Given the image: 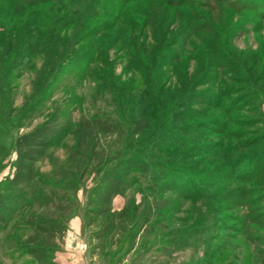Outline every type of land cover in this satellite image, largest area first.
<instances>
[{
    "label": "rangeland",
    "instance_id": "374dc122",
    "mask_svg": "<svg viewBox=\"0 0 264 264\" xmlns=\"http://www.w3.org/2000/svg\"><path fill=\"white\" fill-rule=\"evenodd\" d=\"M135 8L153 12L155 24L137 29L128 21L85 37L81 36L86 30L79 32L75 27L62 31V44L68 51L74 45V53L68 54L60 66L55 67L53 59L37 54L29 66L11 76L16 117L23 120L25 127L14 128L6 140L9 153L0 162V188L5 187L6 179L15 170L17 135L34 125L54 116L74 126L81 116L116 119L118 100L129 104L131 98H137L139 109L141 105L148 112L151 99H142L150 91L151 77L138 70V65L143 69L146 66L137 59L149 58L156 52L166 53L165 60L160 57L155 63L165 97L189 92L194 95L190 89L194 81L202 76L209 81L190 96L189 110L193 113L188 124L193 131L184 134L193 135L194 143L201 142L203 147L209 141L223 147H217L218 156L212 163H207L208 154L202 151L194 150L197 157L176 154L183 163L167 173L166 181L181 179L184 172L179 171L185 170L207 178L203 189L217 192L226 187L232 192L242 191L225 198L217 192L215 200H190L136 172L123 193L113 200L112 210L118 215L127 210L130 215L134 203L141 205L136 213L146 214L139 218V228L117 216L116 226L96 239L91 232L99 225L86 222L92 215L88 210L92 190L105 164L95 163L76 189L66 190L67 209L57 208L50 192L55 183L67 184L59 173L69 166L76 150L77 136L72 130L38 163V178L29 186L26 201L16 205L8 221L0 225V264H33L23 246L33 239L45 238L39 224L51 217L67 225L61 248L71 249L67 237L74 234L88 243L89 264H264V0H193L167 12L173 15L170 21L164 12L166 22L155 0H140L127 9L131 12ZM187 16L192 25L188 30ZM0 22L5 26L10 23L2 17ZM35 26L29 29L33 31ZM52 30L49 33L55 35ZM177 36L178 45H166ZM77 38L79 42H74ZM195 97L205 99L206 105L193 103ZM118 140L125 142L124 137L113 134L105 137L104 143L111 149ZM227 156L245 157L251 162L254 159L255 172L248 177L244 168L239 172L244 177L238 180L225 167ZM222 172L228 175L223 180ZM165 201L168 204L160 207ZM215 208L221 210L213 213ZM145 216L148 220L143 223ZM135 230L140 236L132 241L130 233ZM218 231L222 237L214 240ZM225 243L226 248L220 250ZM48 263L54 264V260Z\"/></svg>",
    "mask_w": 264,
    "mask_h": 264
},
{
    "label": "trees",
    "instance_id": "16d2710c",
    "mask_svg": "<svg viewBox=\"0 0 264 264\" xmlns=\"http://www.w3.org/2000/svg\"><path fill=\"white\" fill-rule=\"evenodd\" d=\"M138 1L140 0H0V19L2 17L10 23L13 21L16 23L11 27L10 23L9 26H5L0 22V162L9 153L6 140L10 132L16 127H25L23 120H18L16 117L15 86L12 85L11 76L19 72L23 66H29L30 60L37 54L53 59L55 67L60 66L68 54L74 53V45L70 46L68 51L66 44H62L64 42L60 36L62 31H70L75 27L79 32L86 30L81 36L85 37L88 33L107 31L128 21L131 22L128 23L132 27L137 29L152 27L156 22H154L153 12L143 8H135L131 12L127 9L128 5ZM155 1L163 10L162 21L166 22L163 19L166 16L164 12H170L175 7H185V4L193 0ZM166 18L167 21H170L173 15L167 13ZM186 22L188 30L192 26L188 22V16ZM28 24L37 26L32 31ZM51 30L55 32V35L49 33ZM79 40L77 38L74 42H79ZM171 41L168 40L166 45H178V36ZM139 42L142 44L140 39ZM53 43L55 44L54 48L52 47ZM183 45L184 43L182 47ZM161 55L155 52L149 58L137 59L140 64L143 62L146 66L143 69L138 65V70L151 77L148 86L151 92H147V97L142 99L143 101L151 99L148 112L145 111L144 106L140 105L139 109L140 102L137 101V98L136 100L131 98L129 104L126 103L127 105L118 100L120 103L117 110L119 115L116 119L81 116L74 126L71 121L58 119L54 116L55 119H47L17 135L14 142L15 170L12 176L6 179L5 187L0 188V225L8 221L15 211L16 205L21 204L23 200L26 201L29 186L38 178V163L46 157L51 148L64 141L72 130L73 134L77 136L76 150L70 157L69 166L61 169L59 173L67 180L66 185H70L55 183L50 192L53 201L58 203L57 208L67 209L64 205L67 200L66 190L76 189L95 163L103 162L105 164V170L92 190L88 209L92 215L86 222L90 226L99 225L98 230L91 232V235L96 239H101L105 233L116 226L119 221L117 216L127 218L128 222L138 226L139 218L146 214L145 211L140 214L136 213L141 206L136 203L133 204L130 215L127 210L122 211L119 215L112 210L113 200L123 193L127 181L136 172L144 173L156 184L161 182V187L165 186L169 190L181 193L183 197L190 200H215L214 196L217 192H219L220 198H225L242 191L236 189L232 192L231 188L226 189V187H222L217 192L203 189L207 178L197 177V174H189L185 170L179 171L184 172L182 173L184 177L181 179L174 183H171L170 180L166 181L167 173L177 170L183 163L176 159V154H180L183 158L197 157V152L202 151L208 154L207 163H212L218 156L217 147L219 145L222 147V145L219 142L209 141V143L206 142L207 147H203L201 142L194 143L193 135L184 134V132L193 131V128L188 124L191 119L188 117L193 113L192 110H189L190 98L197 94L198 88L203 87L206 85V81H209L203 76L194 81L190 87L194 95L189 92L182 96L169 95L165 97L164 94L162 95L165 91L164 85L157 80L160 78V72L156 74L157 69H155L158 58L161 57L160 60L166 58V53ZM171 65L173 67L174 62H171ZM54 66H52L53 69ZM193 101L199 105H206L207 102L198 97H195ZM211 102L213 103V101ZM113 134L118 135L120 139L124 137L125 142L118 140L109 149L106 147L104 139ZM197 137L202 138L201 135H197ZM227 158L225 161L229 162L225 167L230 168L233 173L231 176H237L238 180L244 177L243 174H239L244 168L248 177L256 170L254 159L251 162L245 157L233 159V157L227 156ZM166 159L169 161V165H167ZM198 163L203 164L204 161ZM225 177L228 175L222 172V180ZM222 180L221 184L225 185ZM45 182L47 181L45 180ZM162 182L165 183L162 184ZM167 204L168 202L165 201L164 204H160V207ZM220 210V208H215L213 213ZM115 220L118 221L115 222ZM147 220L148 218L145 216L143 223ZM239 220L236 218L238 224ZM39 230L41 235H45V238L41 241L33 239L25 244L23 246L24 253L32 259L31 263L33 264H51L48 262L52 259L54 264H57L56 253L61 249L60 245L67 225L57 222V219L51 217L44 219L43 223L39 224ZM138 236H140L139 230L131 231L130 239L132 241L136 240ZM221 237L220 231L213 235L214 240ZM226 246L225 243L219 249H225Z\"/></svg>",
    "mask_w": 264,
    "mask_h": 264
},
{
    "label": "crops",
    "instance_id": "0c3cea01",
    "mask_svg": "<svg viewBox=\"0 0 264 264\" xmlns=\"http://www.w3.org/2000/svg\"><path fill=\"white\" fill-rule=\"evenodd\" d=\"M88 252L81 253L73 249L61 248L56 253L57 264H89Z\"/></svg>",
    "mask_w": 264,
    "mask_h": 264
},
{
    "label": "built area",
    "instance_id": "2783aa9c",
    "mask_svg": "<svg viewBox=\"0 0 264 264\" xmlns=\"http://www.w3.org/2000/svg\"><path fill=\"white\" fill-rule=\"evenodd\" d=\"M67 246L81 253H86L89 249L88 243L76 234L72 237H67Z\"/></svg>",
    "mask_w": 264,
    "mask_h": 264
}]
</instances>
